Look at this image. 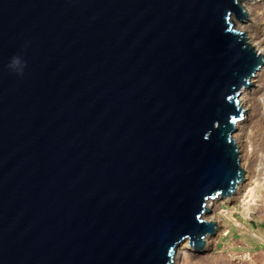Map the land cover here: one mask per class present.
<instances>
[{"label": "water", "instance_id": "obj_1", "mask_svg": "<svg viewBox=\"0 0 264 264\" xmlns=\"http://www.w3.org/2000/svg\"><path fill=\"white\" fill-rule=\"evenodd\" d=\"M242 1L0 0V264L200 247L206 201L242 178L231 134L261 62Z\"/></svg>", "mask_w": 264, "mask_h": 264}, {"label": "rangeland", "instance_id": "obj_2", "mask_svg": "<svg viewBox=\"0 0 264 264\" xmlns=\"http://www.w3.org/2000/svg\"><path fill=\"white\" fill-rule=\"evenodd\" d=\"M250 9L253 19L247 26L260 34L264 31V1L250 5ZM254 80L247 90L246 118L231 134L232 137L240 134L238 143L242 150L246 149L241 150L240 158H247V178L236 195L226 202L217 198L210 206L205 217L211 215L217 219L210 239L199 245L205 247L203 250L200 247H193L198 249L195 252L181 250V264H264V62ZM253 179L261 182L262 188L245 212L243 195Z\"/></svg>", "mask_w": 264, "mask_h": 264}, {"label": "bare ground", "instance_id": "obj_3", "mask_svg": "<svg viewBox=\"0 0 264 264\" xmlns=\"http://www.w3.org/2000/svg\"><path fill=\"white\" fill-rule=\"evenodd\" d=\"M264 0H254V1H249V0H244L240 3L243 12L245 13V16L241 19H233L234 20V28L236 29V31H238L239 33L243 32V38L245 40V43L249 44L251 48H253L255 50V52L257 53V55L260 56L261 58V62L260 65H262V63L264 62V31H262L260 34L259 32H257L256 30L253 29H249L247 26V23L249 21H252L253 18H251V9H250V5L254 4V3H258V2H262ZM262 14V13H261ZM255 17V16H254ZM249 24V23H248ZM260 65L258 67V69L256 70V72L251 76V78L248 79V85L242 87L239 90V95H238V106L241 109V117L239 120H237L234 123V131L238 128L239 124H241V122H243V120H245L246 115L245 112L249 109V100L247 98V90L251 87V84H253V82L255 81L254 78L257 75V72L259 71ZM233 134V133H232ZM240 134H234L233 138H234V142L237 146L238 149V156H239V167L242 170V178L241 180H239L233 190L227 195H224L223 197H220L219 200H222V202H226L229 198H231L233 195H236L241 187V184L243 183L244 179H246V164L247 161L245 159H241V146L239 145V141H240ZM245 140V139H244ZM243 146V145H242ZM249 148V147H248ZM252 148V147H251ZM246 150V149H245ZM242 150V151H245ZM245 153V152H244ZM250 184V183H249ZM262 188V184L261 182L254 180L252 181V184H250L249 186H247L246 191L244 192L243 195V206H244V211L247 212L249 209V206L251 204H253L255 202V200L259 197V193L260 190ZM219 198L218 196L213 198V199H208L206 201V208L207 210H209L210 206H212V204L215 202V200ZM206 216V213H203L202 217L204 221L209 222L213 225V228L215 226V224L217 223V219L214 216ZM212 228V229H213ZM210 232H212V230H210ZM210 232L205 233V235L202 238V242L204 241V243L206 244L208 242V240L210 239ZM189 240L186 238L185 240H183L181 243H179V245L177 246V248L175 249L172 259L173 261H175V264H181L180 263V258L179 256L181 255L182 251L181 250H187V251H191V252H195L197 251L196 249H193L192 245H188ZM200 250H203L205 247L202 245L200 246Z\"/></svg>", "mask_w": 264, "mask_h": 264}, {"label": "clouds", "instance_id": "obj_4", "mask_svg": "<svg viewBox=\"0 0 264 264\" xmlns=\"http://www.w3.org/2000/svg\"><path fill=\"white\" fill-rule=\"evenodd\" d=\"M9 68L15 70L18 74H22L24 62L19 56H13L9 62Z\"/></svg>", "mask_w": 264, "mask_h": 264}]
</instances>
